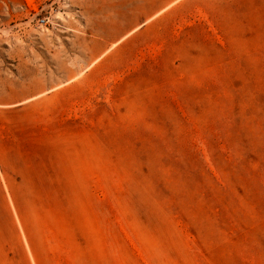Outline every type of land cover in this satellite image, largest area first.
<instances>
[{
  "label": "rangeland",
  "instance_id": "rangeland-1",
  "mask_svg": "<svg viewBox=\"0 0 264 264\" xmlns=\"http://www.w3.org/2000/svg\"><path fill=\"white\" fill-rule=\"evenodd\" d=\"M0 264H264V0H0Z\"/></svg>",
  "mask_w": 264,
  "mask_h": 264
}]
</instances>
